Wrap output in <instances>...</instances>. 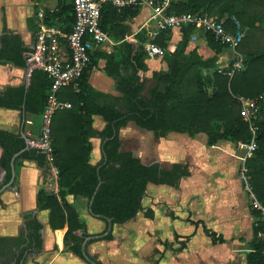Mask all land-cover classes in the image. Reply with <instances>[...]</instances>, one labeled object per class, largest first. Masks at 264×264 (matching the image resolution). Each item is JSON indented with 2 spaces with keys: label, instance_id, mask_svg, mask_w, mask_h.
I'll return each mask as SVG.
<instances>
[{
  "label": "trees",
  "instance_id": "16d2710c",
  "mask_svg": "<svg viewBox=\"0 0 264 264\" xmlns=\"http://www.w3.org/2000/svg\"><path fill=\"white\" fill-rule=\"evenodd\" d=\"M43 23L58 27L63 33L71 31L74 22L72 0H56L55 7H48L42 0ZM139 8L120 10L104 4L100 10V29L116 42L111 53L94 45L89 52L90 64L82 72L77 87H63L56 98L69 103V108L56 110L51 119L53 165L57 169L58 192L50 195L44 190L37 194L39 210H49L48 225L51 230L66 228L64 247L82 257L81 246L85 238L93 236L86 232V225L79 219L67 196L87 199L92 216L106 224L105 230L95 235V240H111L112 226L124 224L144 212L142 200L147 186L165 185L178 188L182 179L190 176L187 162L167 166L154 162L144 164L133 151L121 150L119 131L128 123L152 132L155 138H164L169 133L187 134L194 137L204 134L206 144L215 146L220 142H238L248 145L252 135L248 123L241 116L239 100H251L257 108L253 123L257 127L255 146L251 157L244 162L245 175L251 193L264 208V0H173L167 13L181 15L207 14L225 18L224 27L232 34L239 28L244 37L236 48L242 68H233L236 55L227 45L217 42L205 33L206 46L213 55L204 58L196 49L188 51L194 26L184 25L179 29L180 40L174 51L167 50L171 40L170 29L160 31L154 43L164 51L161 56L166 64L163 72H153V85L144 93L146 79L138 72H146L148 59L143 45L149 40L150 31L142 29L132 34L130 22ZM35 19H28L33 42L39 30ZM132 35L135 44L124 40ZM31 47L23 44L17 33L3 27L0 35V64L28 69L26 54ZM228 57L224 62L221 57ZM104 60L103 71L114 82L115 97L95 90L89 83L90 71ZM232 73L231 76L228 75ZM141 81V83H139ZM50 90V81L44 72L31 69L28 84L7 86L0 91V108L17 110L25 118H31L39 131V117L44 111ZM99 116L105 123L100 131L93 127V117ZM101 140L102 158L95 165L90 163L91 138ZM26 148L24 138L18 133L0 130V169L5 172L3 184L11 178L10 161H14L16 183L22 162L33 161L45 169V156L37 149ZM253 217L252 237L248 242L245 264H264V240L257 237L264 225V216L249 205ZM23 227L17 236L0 237V264H25L29 256L42 250L41 230L43 225L31 213L23 215ZM210 238L212 244L224 242L222 235L208 229L201 220L190 221ZM81 231L78 235L76 232ZM189 240L190 236L184 237ZM185 243L180 245L184 248ZM88 256V255H87ZM95 264V257L88 256Z\"/></svg>",
  "mask_w": 264,
  "mask_h": 264
},
{
  "label": "crops",
  "instance_id": "0c3cea01",
  "mask_svg": "<svg viewBox=\"0 0 264 264\" xmlns=\"http://www.w3.org/2000/svg\"><path fill=\"white\" fill-rule=\"evenodd\" d=\"M37 1L0 0V35L5 27L7 31L19 34L23 44L31 47L33 36L28 29L27 21L33 18L34 23L38 24V12L43 7L39 6ZM42 1L48 7H55L56 0ZM150 16L149 9L139 8L137 16L129 23L132 34L142 29L151 31L155 23L150 20ZM180 37L179 29L171 31V40L168 44L172 48L171 52L175 50ZM100 48L107 53L113 51V48L111 50H106L104 46ZM192 49H196L204 58L213 55L198 28L193 30L190 38L188 51ZM227 57L225 53L221 61L224 62ZM145 63L146 72L139 71L137 74L140 79H146L144 83L146 94L153 85L152 73L165 71L166 64L161 57L146 59ZM103 66L104 60H99L97 66L89 73L88 83L98 92L119 97L113 80L105 74ZM29 72L28 69L10 64H0V91L7 86L27 85ZM104 125L99 116L93 117V127L96 130H102ZM130 127L152 136L160 143L159 148L157 147L159 155L157 160L145 163L140 154L136 153L144 164L184 163L188 156L191 174L181 180L178 188L152 184L147 186L146 195L148 190L154 191L159 188H167L175 191L172 193H178V198H174L176 205L174 209L177 210V214H166L163 210L161 213L151 204L144 205L147 199L145 195L142 207L144 210L152 211L153 216L148 218L144 212H139L134 219L124 224H114L111 230L112 239L95 240L86 244V255L95 257L101 264H245V254L249 251L248 242L252 237L253 217L249 211L248 191L241 180L240 157L244 154L242 150L230 151L226 146L227 150L221 148L216 151L214 149H217L218 145L225 146L227 142L208 146L206 137L205 144L195 141L197 135L189 137L187 134L169 133L164 138L157 139L152 132L139 129L130 122L119 131L123 151H133L123 147V142L127 139L126 129ZM0 130L22 134L29 142L38 138V126L34 128L31 118L23 117L17 110L0 108ZM90 142L92 145L90 163L95 165L102 158L101 140L95 137L91 138ZM152 156L155 158V155ZM57 174L58 171L54 172L48 164L42 169L35 162L25 160L18 170L16 183L14 185L12 183L10 188L0 193V237L17 236L23 227V215L26 213L34 215L43 225L42 250L37 255L29 256L25 264H87L83 257L76 256L64 247L63 237L66 228L51 230L48 225L49 210L38 209L39 190L57 196ZM4 177L5 172L0 169V186ZM184 183L187 188H183ZM66 200L74 207L79 219L85 223L86 232L93 235L87 238L95 239V235L105 230L106 224L91 215L87 199L67 196ZM184 211L191 212L193 216L190 217L188 214L183 219L181 212ZM196 220H201L208 229L222 235L224 242L212 244L201 227L195 229L190 223ZM76 233L82 234L81 231ZM186 236H190L189 240H185ZM182 243H185L184 248H180ZM226 245L230 248H224Z\"/></svg>",
  "mask_w": 264,
  "mask_h": 264
},
{
  "label": "built area",
  "instance_id": "2783aa9c",
  "mask_svg": "<svg viewBox=\"0 0 264 264\" xmlns=\"http://www.w3.org/2000/svg\"><path fill=\"white\" fill-rule=\"evenodd\" d=\"M171 1L173 0H72L74 22L68 34L63 33L58 27L44 25L43 11L39 10V30L35 35L31 51L26 54V62L29 71L36 68L45 73L50 81V90L46 107L39 117L38 138L36 141H30L29 146L44 154L46 164L51 166L54 172L57 169L53 165L52 158L51 119L56 110L70 107L69 103L58 101L56 94L63 87H77L78 79L90 64L89 52L94 45L104 46L106 50H111L116 45V42L99 26L100 10L104 4H110L118 10L128 7L150 10V20L155 23V26L150 31L149 40L143 45L148 59L161 57L163 54L164 50L154 43V39L160 31L180 29L184 25H191L198 28L203 34L212 35L217 42L227 45L238 58L233 68L240 67L241 58L236 53V48L244 37V31L240 29L235 19L232 21L239 31L232 34L224 27L225 18L219 19L207 14L175 15L167 13ZM124 40L135 43L132 35H126ZM167 50H172L170 45L167 46ZM231 74L228 75L231 76ZM239 100L242 104L241 116L243 121L248 123L252 135L248 145L241 142L236 144V147L244 153L240 157L242 161L241 180L248 191L252 209L259 211L264 216V208L250 191L244 167L245 160L251 157L254 151L257 127L252 119L257 108L254 101L241 98ZM257 237L264 240V225L258 231Z\"/></svg>",
  "mask_w": 264,
  "mask_h": 264
},
{
  "label": "rangeland",
  "instance_id": "374dc122",
  "mask_svg": "<svg viewBox=\"0 0 264 264\" xmlns=\"http://www.w3.org/2000/svg\"><path fill=\"white\" fill-rule=\"evenodd\" d=\"M240 68H242L241 65H240L239 69ZM126 135H127V139L124 140V142H123L124 149H131V150H133V152L139 153L145 163L151 162L153 160H157V158L159 157V155L157 153V147L159 148V144H160V143H158L159 141H157L156 139H154L150 135H145V134L139 132L134 127H130L128 129H126ZM185 136L188 137L187 135H185ZM195 141L204 142V144H205V135L204 134H198L195 137ZM226 146L228 148H230V151H241V149H239L238 147H236L234 145L229 144L228 142L225 144V146L224 145H218L217 149H214V150L219 151L221 148L224 150H227L228 148L226 149ZM189 149H190L189 151L191 152L192 147H190ZM242 153H243V151H242ZM152 155H155V158ZM184 157H185V155H184ZM160 158H161V156H160ZM168 159H166V160H168ZM186 160L187 161H185V162L188 163L189 168H190L191 162H190L188 156L186 157ZM161 163L165 166H167L169 164V163H165V162H161ZM240 168H242V167H240ZM183 188H187V185L185 183L183 184ZM172 192H175V191L167 189V188H159V189L154 190V191L148 190L147 195H146L147 199H146V202L144 205H146V203H148V204H151L152 207H154L155 209L161 211V213H163V211H164V213H166V214L167 213L168 214L173 213L175 215V214H177V210L174 209L176 206L174 198L175 199L178 198V193H172ZM188 214L190 215V217L193 216L192 213L189 211L181 212L183 219H185L188 216ZM224 248L227 249V248H230V246L226 245Z\"/></svg>",
  "mask_w": 264,
  "mask_h": 264
},
{
  "label": "water",
  "instance_id": "95a60500",
  "mask_svg": "<svg viewBox=\"0 0 264 264\" xmlns=\"http://www.w3.org/2000/svg\"><path fill=\"white\" fill-rule=\"evenodd\" d=\"M21 136H22V137L24 138V140H25V143H26V148H25V149H27V148L29 147V139H27L26 137H24L22 134H21ZM21 152H22V151H21ZM21 152L16 153V154L13 155V157L11 158V161H10L11 178H10V181H9L6 185H4V186H2V187L0 188V193H1L2 191H4L5 189L11 187V185H12L14 179H15L14 161H15L16 157H17ZM89 240H90V238H87V239L84 241L83 245H82V257H83V260H84L87 264H95L94 262H92V261L89 259V257L86 255V252H85V246H86V244H87V242H88Z\"/></svg>",
  "mask_w": 264,
  "mask_h": 264
}]
</instances>
